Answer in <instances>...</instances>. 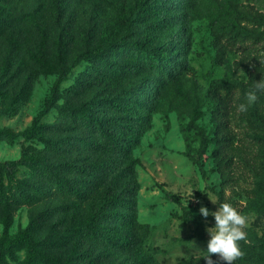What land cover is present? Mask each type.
I'll return each mask as SVG.
<instances>
[{
	"label": "rangeland",
	"instance_id": "rangeland-1",
	"mask_svg": "<svg viewBox=\"0 0 264 264\" xmlns=\"http://www.w3.org/2000/svg\"><path fill=\"white\" fill-rule=\"evenodd\" d=\"M85 52L99 58L63 79ZM148 53L176 60L170 76ZM261 78L264 0H0V242L27 234L33 264H206L215 221L199 208L228 202L247 217L233 264H264V93L237 110ZM83 108L119 123L131 154L72 117ZM38 116L55 128L18 136ZM89 165L104 169L93 185ZM109 184L123 200L106 209ZM93 212L101 235L80 229Z\"/></svg>",
	"mask_w": 264,
	"mask_h": 264
},
{
	"label": "trees",
	"instance_id": "trees-1",
	"mask_svg": "<svg viewBox=\"0 0 264 264\" xmlns=\"http://www.w3.org/2000/svg\"><path fill=\"white\" fill-rule=\"evenodd\" d=\"M57 45H58V57L61 58L64 54V44L62 42V39H58L57 40ZM121 45H115L116 48H119ZM123 46V45H122ZM146 58L144 59L146 61V64H148L151 68H155L157 69L158 72H163V74H165L166 76H170L169 72L165 71V67L169 66V65H175L176 64V60L174 58H170V59H164L163 55H156V54H152V53H148L146 54ZM97 58H99V55L97 53H92V52H85V53H80L78 55H76L71 63V67L70 69H67L65 71V73L62 75V78L65 79L66 74H68V72H70L73 68L77 67L78 65H80L82 62L84 61H89V62H94ZM55 59H56V40H55ZM119 68V65H114L113 68ZM7 70V69H5ZM122 102V101H121ZM106 104H111L113 105V103L111 102H106ZM125 104V102H124ZM113 106H120V101L119 103H116ZM86 107L89 108V110H91L94 107L93 103H88L86 105ZM80 116L82 118V123L84 126H90L93 131L97 132L101 138H103L104 142H107V145H109L110 147H114L115 151L117 154H123L125 153L126 156L131 154V147L126 146L127 143H123L121 142V139L116 131V127L120 126L119 123L117 122H111V121H107V120H103L99 117H89L86 115V111L85 108L79 110L78 112H74L72 114L73 118H76ZM40 119V116H38L34 122L32 123L31 126H29L26 130L19 132L18 136H21L23 138H33L37 131L44 128V129H54L55 126H41L39 125L38 121ZM4 134L6 136H12L10 133L4 132V131H0V135ZM46 144H50L49 140L45 141ZM94 165H96L94 163ZM76 172L81 170V168H79L78 166H75L74 169ZM86 170L88 171V175L90 176L89 180L91 179V184L93 185L97 180L102 179V173L104 172L103 168H100L99 170H101V172L99 170L96 169V166H91L89 165L88 168H86ZM91 171V173H90ZM8 172V173H7ZM6 174H11L10 172V164H1L0 163V184L3 182L4 176ZM102 174V175H101ZM80 175L83 176V173H80ZM55 186H58L59 188H67V189H71V187L68 184H63L62 181H54ZM3 185V183L1 184ZM114 189V185H107L105 187V191L103 193V196L101 197V204L104 208L108 209L111 208L115 202H121L123 199L122 196H117L116 198H113L112 192ZM103 219V214H101L100 212H93L92 215L90 217H88L85 220V223H83L80 226V229L83 231L88 232L89 234H92L94 236L97 235H101V233L97 230V226H98V222ZM193 220H198V218L193 217ZM110 241H112V239H110ZM121 244L124 243V241L120 242ZM19 244H27L28 248H27V252H28V256L27 258L24 259L23 264H33L34 261L37 258V253H36V249L32 246L31 242H30V237L27 234H22L18 237L17 242L16 243H4V242H0V263L1 264H7L6 261V254L11 255L13 254V249L14 247L18 246Z\"/></svg>",
	"mask_w": 264,
	"mask_h": 264
},
{
	"label": "clouds",
	"instance_id": "clouds-1",
	"mask_svg": "<svg viewBox=\"0 0 264 264\" xmlns=\"http://www.w3.org/2000/svg\"><path fill=\"white\" fill-rule=\"evenodd\" d=\"M258 93H264V79L255 82L254 88L245 92V101L237 106L240 112H246L258 100ZM212 201V200H211ZM199 214L207 218L212 216L215 221L213 227L206 229L210 239L207 241L204 257L206 264H214L212 254H219V258L233 264L241 255L239 241L245 239L244 231L247 224V217L238 211L232 204L223 202L219 204L218 210L209 211L205 206L199 208Z\"/></svg>",
	"mask_w": 264,
	"mask_h": 264
}]
</instances>
